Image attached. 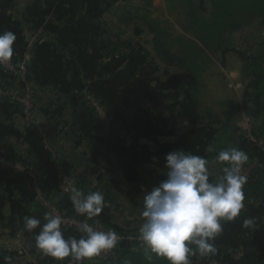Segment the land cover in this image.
Masks as SVG:
<instances>
[{"label":"crops","instance_id":"obj_1","mask_svg":"<svg viewBox=\"0 0 264 264\" xmlns=\"http://www.w3.org/2000/svg\"><path fill=\"white\" fill-rule=\"evenodd\" d=\"M160 2L162 5L166 3L164 0ZM137 10L140 8L130 0L101 3L96 8L88 7L87 0H0V34L11 31L16 36L12 59L22 55L21 61L30 70V85L36 94L34 116L46 127L44 139L58 155L57 160L51 159L43 149V136L25 129L18 106L0 101V157L36 164L49 178L60 199L64 196L59 185V171L68 175L85 193L98 188L108 197L103 212L95 218L107 230L113 229L123 236H139L143 223V197L166 178L165 157L168 153L183 150L203 156L209 161L210 180L222 175L213 157V131H207V135L199 126L202 119L193 121L197 118L191 115L198 107L197 101L193 98L190 105L185 106L186 86L157 85V92V86L152 83L129 85L128 99L121 100L120 85L112 87L101 83L105 75L117 74L114 71L116 64L106 62L104 57L107 32L103 27H110L111 33L115 34L122 29L119 26L121 20ZM39 29L43 30L44 36L34 43L33 35ZM152 34L149 30L147 42L150 44ZM149 53H145V59ZM140 60L134 54L129 71H134V65ZM8 78L11 79L0 69V80L6 82ZM84 79H90L93 89L110 104L114 118L122 112L120 107L127 104L122 122L133 130V146L117 147L100 135L78 96ZM21 87L16 85L18 90ZM171 91L174 92L168 93ZM209 91L217 100L229 98L222 88L210 87ZM140 95L151 109L149 116L142 119L137 117L139 109L133 101ZM185 120H189L188 127L181 125ZM200 135L207 137L203 145L197 141ZM152 138L158 141L154 147H149L147 142ZM257 148L245 144L243 152L248 160L242 167L248 173L258 168V158L254 155ZM80 179L86 181L85 188L81 187ZM27 188L23 176L13 178L0 171V264H30L37 256L44 255L35 247V236L45 221L31 203ZM259 207L241 221L224 226L214 241L215 245L236 238L243 240L234 237L243 228L244 219H253L256 230L258 226L264 227V210ZM25 216H35L41 220V225L32 232L26 231ZM64 236L66 239L80 238L76 234ZM44 256L48 264H57L53 258ZM9 257L11 259H6ZM68 260L70 258L63 263Z\"/></svg>","mask_w":264,"mask_h":264},{"label":"rangeland","instance_id":"obj_2","mask_svg":"<svg viewBox=\"0 0 264 264\" xmlns=\"http://www.w3.org/2000/svg\"><path fill=\"white\" fill-rule=\"evenodd\" d=\"M164 1L166 3L162 5L160 0H130V3L138 6L140 10L134 11L130 16L124 18L125 20H121L119 26L122 29L113 34L111 33L112 30L110 27H103V31L107 32L106 38H104L106 44L130 42L135 47V56L142 61L140 60L138 66H135L134 71H129L126 75H123L122 71L125 68V63L119 62L117 57L106 58V62L116 64V66L114 65V71L117 72V74H114L112 77L110 76L111 74H108V76L105 75L101 83L112 87L120 85L121 100L128 99L130 92H128L130 88L129 85H150V83L156 86H186L189 83L192 85H200L198 90L199 95L197 96L198 93H196L194 99L195 102L197 101L198 107L194 109L191 114L192 116L196 115L197 118L193 119V121L203 119V117L206 116V111L216 115L222 123L226 122L228 117H232L229 122L231 124L232 133L229 149L236 147L243 151L245 149V145H243L244 141L245 144L250 143L248 146L255 145V147L262 148L263 142L261 140L256 141L251 135L253 125L257 124L253 116L249 115L248 111L245 109H250L249 95L251 94L250 86L252 78L249 74L254 69L251 68V63L254 61L255 57H260L262 54V47L260 45L264 40V17L253 19L245 28L228 35V41L225 46L212 52L207 51L198 44L194 29L189 30L186 18V7L188 2L186 0ZM191 3L195 8L201 3L208 7L207 0H191ZM153 4L155 7L152 6ZM151 26H154L156 28L155 30L162 35L166 47H168L172 53L184 59L185 67L187 66V68L176 66L167 67L162 60L157 58L154 48L152 49V42L151 44L147 42L150 39L148 33ZM42 36H44V32L42 29H39L34 33L32 40H35V43ZM151 38L153 40L154 34L151 35ZM33 41H31V43ZM148 51H150L151 54L149 53L150 56L145 59V53H148ZM124 52H126L125 49L122 53ZM262 60H264V58H262ZM0 69L3 73L7 74L8 77H11V79L8 78L9 80H6V82L0 80V85H4L12 92H21L25 82L21 80V76L19 74L12 75L9 72H5L1 66ZM191 74L196 76V78L193 79L194 81H191ZM109 77L111 78L106 79ZM84 83L92 84L90 79H84L82 84ZM16 85H22L20 90L16 88ZM225 85L229 87L226 88ZM30 87L32 88V86ZM210 87L222 88L228 93L227 95L229 98L227 100L215 99V97L212 96V92L209 91ZM156 88V91L159 90L158 86ZM186 90L187 88L185 87V95ZM172 92L174 91L168 93L172 94ZM133 99L137 104V108L140 110H137V117H148L151 109L150 105L146 104L147 102H145L144 97H134ZM0 101L16 105L2 98ZM126 105L127 104H124L120 107V111L122 112L119 113L120 115H118L117 118H114L113 115L110 114L108 116L104 107V113H102L101 116H94L95 118H93L94 120L92 123L98 129L100 135L105 137L109 135L111 123L117 125L116 127L119 129V131H117L118 135L122 136L124 134L122 132V127L125 126V124H123L124 122L122 121H124L123 114L126 111L124 110L127 108ZM37 123L43 127V132L45 130L46 133V127L39 121H37ZM181 125L182 127H188L189 120H185ZM28 130L39 133L33 130V128H29ZM206 133L208 132L206 131ZM198 134H200V132ZM207 135H209V133ZM201 136L202 135H200L197 140L200 143L199 145L206 143L207 139V137ZM42 139L44 151L49 154L51 159L57 160V153L53 151L52 146H50L44 137ZM157 141L158 139L152 138V140L147 142V145H149V147H154ZM134 142L135 140L132 139L128 145L123 144V147L129 148L134 145ZM46 147L48 148L46 149ZM254 155L258 158L256 162L258 163L260 171L264 172V163L262 162L261 153L255 150ZM0 159L7 160V158L1 157ZM0 171L10 177H15L7 171L1 170V168ZM241 174L246 177L249 175L247 170L243 167L241 169ZM24 178L28 180L27 177L24 176ZM27 184L30 186L29 181H27ZM59 185L63 193L64 187L61 183H59ZM33 196L30 194L32 199ZM258 209L264 210V206H260ZM38 212L41 217H44L45 213L42 212V209H39ZM256 231L260 232V236H264V227L258 226V230ZM76 235L81 236L80 233ZM259 238L260 241L261 237ZM256 244L258 243H253L252 246L250 245L251 248L264 249L263 245L259 246ZM141 264H145L144 261Z\"/></svg>","mask_w":264,"mask_h":264},{"label":"clouds","instance_id":"obj_3","mask_svg":"<svg viewBox=\"0 0 264 264\" xmlns=\"http://www.w3.org/2000/svg\"><path fill=\"white\" fill-rule=\"evenodd\" d=\"M15 41L16 36L11 31L0 34V64L12 59ZM215 159L225 166L223 174L212 181L205 157L183 150L168 153L166 178L143 197V223L138 238L151 254L165 259L168 264H193L191 258L197 253L201 258L215 255L214 241L223 231V224L234 222L245 208L243 188L247 177L241 174V169L248 156L232 147L219 151ZM68 198L75 213L86 218L79 228L82 235L79 239H66L62 218L46 213L45 223L35 236L36 249L57 264H63L66 258L75 264H84L115 248L121 239L115 230H96L87 222L103 212L102 192L85 193L72 187ZM254 224L253 219H244L242 227L252 228ZM40 225L41 220L35 216L24 217V228L28 232ZM148 259L151 260L152 255Z\"/></svg>","mask_w":264,"mask_h":264},{"label":"trees","instance_id":"obj_4","mask_svg":"<svg viewBox=\"0 0 264 264\" xmlns=\"http://www.w3.org/2000/svg\"><path fill=\"white\" fill-rule=\"evenodd\" d=\"M186 1L188 2L186 7V18L188 21L187 25L189 30L194 29L198 44H200L201 47H204L207 51L214 52L225 46L226 42L228 41V35L245 28L248 24H250V22L253 21V19L264 17V0H207L208 7L201 3L198 4L196 8L193 7L191 0ZM107 2L113 3L115 0H87V6L89 7L92 5L96 8L99 7V4ZM155 29L156 28L154 26H151L150 32L154 34L152 44L157 58L162 60L167 67L176 66L184 68V59L175 55L168 47H166L162 35ZM260 46L262 47L261 56L255 57L254 61L251 63V68L254 69L249 74L252 78L250 86L251 94L249 95L250 109L245 110L248 111L249 115L253 116V119L257 124L253 125L251 129V135L256 141L261 140L263 142V148H258L257 151L261 153L262 162L264 163V60H262V58H264V40ZM104 49L105 58L117 57L119 62L125 63V68L122 71V74L132 69V63L135 54V47L132 43H108L105 44ZM124 49L126 52L122 53ZM12 60L14 65L17 67L19 62L22 60V55L19 58ZM185 68H187V66ZM190 77L191 81L196 78V76L192 74ZM25 81L27 85L31 86L30 70L28 67ZM186 87L187 90L185 101H187V103L185 106H189L192 102V99L195 98L200 85H192L189 83L186 85ZM33 92L35 94L34 89ZM87 95H91L96 100H98L107 111L108 116L109 114L112 115L110 104H108L107 101H105L100 96V94L93 89L91 83H84L78 90V96L84 111L91 115L92 122L94 120L93 118H95V114L89 107L88 103L84 100ZM140 96L143 97L142 95ZM205 114L206 116L203 117L202 122L199 123V126H202V128L206 131H213L211 144H213V157L215 158L219 151L229 149L232 139L231 124L229 122L232 117H228L227 121L222 123L220 119L211 112L206 111ZM116 126L117 125L115 123L110 124L109 135H107L106 138L113 145L120 147L123 146V141L118 136L117 131H119V129ZM122 129L125 133L129 134L133 140H135L133 130L130 127L125 125L122 127ZM243 145H245V141ZM217 163L222 173V168L225 165L219 162ZM33 165L37 166L36 164ZM38 168L43 172L40 167ZM248 174L247 182L243 188L245 193V208L242 210L240 217H238L234 222H239L248 213L256 211L257 206H264V172H261L258 167L251 170ZM43 175L44 179L41 181V190L45 196L53 201L58 207L65 209L68 214L73 213L74 207L68 197L64 196L62 199H60L59 193L54 191L51 181L44 172ZM79 183L82 188H85L86 181L84 179H80ZM92 191H98V188H91L90 192ZM27 192L29 196L32 194L29 185ZM104 197L107 199L108 195L104 194ZM31 203L34 205L37 211L41 209L34 203L32 198ZM96 221L102 224L95 217L93 220H90V222ZM232 223L233 222L224 223L223 227L230 226ZM62 231L64 234H78V232L74 230ZM237 236L243 238V240L241 239L238 241L236 238ZM259 237H261V240L258 242L257 238ZM234 238L236 239H234L232 242L225 243L223 245H215L217 252L213 256L201 258L199 255H196L197 257H192L191 259L193 260V264H210L211 262L216 264H264V249L251 248L250 246L252 243L256 242L259 246H264V236H260V233L256 231V225H254L252 228H241L239 231H237ZM116 253L117 259L115 261H105L92 264H141L143 261L145 264H168L165 259L157 258L151 254L145 246L139 248L137 242L125 241L123 245H119L117 247ZM239 254H241V256H239ZM149 255H152L151 260L148 259Z\"/></svg>","mask_w":264,"mask_h":264},{"label":"built area","instance_id":"obj_5","mask_svg":"<svg viewBox=\"0 0 264 264\" xmlns=\"http://www.w3.org/2000/svg\"><path fill=\"white\" fill-rule=\"evenodd\" d=\"M0 66L5 72H9L12 75L19 74L21 76V80L23 82L25 81L27 75V67L23 61H20L17 67L14 65L12 59L7 63L0 64ZM1 98L5 99L10 103L16 104L20 108L22 122L25 129L33 128V130L38 131L42 134L44 138H46L45 130L43 132V127H41V125H39L37 123V120L34 118V106L36 101L35 94L33 92V89L26 84V81L24 82V87L21 92H12L9 88L1 84L0 99ZM84 100L88 103L95 116H101V114L104 113L103 106L93 96L87 95ZM122 132L124 134L122 136H118L123 141V144L128 145L132 138L129 134L125 133L124 131ZM47 148L48 147H46V149ZM0 168L1 170H5L13 176L27 177L28 181L30 182L32 196L34 195L33 201L42 209V212L45 214L48 213L51 215H59L63 221L62 230H74L80 233L79 228L81 227L82 223L85 221L86 218L84 216L77 215L75 211L71 214H68L65 209L58 207L53 201H51L45 196V194L41 190V181L42 179H44V175L43 172L37 166L23 161L0 159ZM59 182L64 187L63 195L69 197L70 189L72 187H76L74 181L70 177H68L64 172L59 171ZM87 222L91 224L96 230H107L100 223L90 222V220ZM118 235L121 237V239L115 248L104 251L99 256L84 261V264L115 261L117 259L116 249L121 241L137 242L139 248L145 246L143 241L138 238L139 236H123L121 234ZM239 256H241V254H239ZM30 264L48 263L46 262L44 255H39ZM63 264H75V262L69 260ZM210 264L216 263L211 262Z\"/></svg>","mask_w":264,"mask_h":264},{"label":"water","instance_id":"obj_6","mask_svg":"<svg viewBox=\"0 0 264 264\" xmlns=\"http://www.w3.org/2000/svg\"><path fill=\"white\" fill-rule=\"evenodd\" d=\"M248 145H250V143H248ZM63 196H64V195L62 194V197H63ZM124 242H125V241H121L119 245H120V246L123 245Z\"/></svg>","mask_w":264,"mask_h":264}]
</instances>
